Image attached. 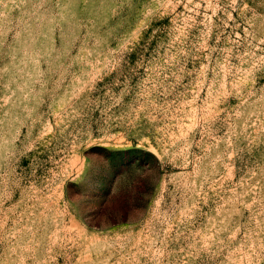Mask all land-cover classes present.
<instances>
[{"label":"rangeland","instance_id":"1","mask_svg":"<svg viewBox=\"0 0 264 264\" xmlns=\"http://www.w3.org/2000/svg\"><path fill=\"white\" fill-rule=\"evenodd\" d=\"M0 264H264V0H0Z\"/></svg>","mask_w":264,"mask_h":264}]
</instances>
